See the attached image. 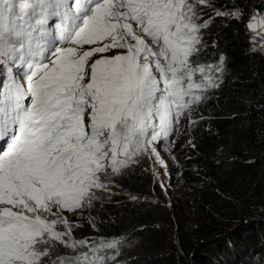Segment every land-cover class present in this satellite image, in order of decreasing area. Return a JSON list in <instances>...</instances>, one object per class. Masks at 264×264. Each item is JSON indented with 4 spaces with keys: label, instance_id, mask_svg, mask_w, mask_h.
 Returning <instances> with one entry per match:
<instances>
[{
    "label": "snow or ice",
    "instance_id": "1",
    "mask_svg": "<svg viewBox=\"0 0 264 264\" xmlns=\"http://www.w3.org/2000/svg\"><path fill=\"white\" fill-rule=\"evenodd\" d=\"M216 18L264 54L244 0H0V264H127L130 240H75L71 218L138 157L164 166L156 142L224 82Z\"/></svg>",
    "mask_w": 264,
    "mask_h": 264
},
{
    "label": "trees",
    "instance_id": "2",
    "mask_svg": "<svg viewBox=\"0 0 264 264\" xmlns=\"http://www.w3.org/2000/svg\"><path fill=\"white\" fill-rule=\"evenodd\" d=\"M244 2L264 6V0ZM204 38L218 44L206 58L223 54L227 70L221 87L192 114L173 177L182 186L217 188L183 198L173 214L186 213L174 220L164 207L165 190L148 171L131 165L115 177L106 199L73 217V239L125 237L131 244L124 253L146 257L137 264H152L147 256L154 243L172 258H163L164 264H264V54L249 51L248 35L235 21L225 26L216 18ZM139 193L145 196L136 201L128 196Z\"/></svg>",
    "mask_w": 264,
    "mask_h": 264
},
{
    "label": "rangeland",
    "instance_id": "3",
    "mask_svg": "<svg viewBox=\"0 0 264 264\" xmlns=\"http://www.w3.org/2000/svg\"><path fill=\"white\" fill-rule=\"evenodd\" d=\"M0 79H3V77H0ZM180 121L181 124H183V126L180 129L176 127V124L171 125L170 134L167 137H162L155 144L162 159L164 160L163 167H161L158 164H153V162L147 159L146 157L143 158L138 157L140 163L133 164V166H136L142 170H146V171L148 170L150 175L152 176L153 182L158 183L160 187L161 185H163L162 188L165 190L167 194L164 196L166 200L165 202L166 205H164V207L166 208V211L169 214V216L173 215L172 218L174 220L177 218L180 219L186 213L184 212V214H182L183 211L181 209L180 213L177 212L175 215L173 214L174 210L177 208V204L183 198L196 197V196L204 197L209 191L215 190L217 188L215 186H212L211 184H203L200 187H197L196 189L188 186H182L179 185L176 182V179L173 177V171L175 170V164H174L175 156L182 155L184 153L185 147L188 142L186 138V126L190 123V119L182 116L180 118ZM152 169L156 170V175H153ZM143 195L145 196V194L139 193L138 196L135 197H137L138 199H142ZM128 196L130 198L132 197V195H128ZM152 199L154 201L157 200L155 197H152ZM71 219H73V217ZM164 229H168V227H165ZM158 246L159 245L154 243V246L150 251V254L147 256V258L150 260V262H152V264H164L163 258L166 259V262H170L172 258L168 256L169 254H167L163 250V247L158 248ZM58 248H60L62 251L68 254H73V255L77 254L71 248H66L63 245H57V249ZM177 249L178 248L176 247V250ZM145 258L146 257L141 255H138V257L133 258L130 253L123 252V259L127 261V264H137L138 259H141V263H143Z\"/></svg>",
    "mask_w": 264,
    "mask_h": 264
},
{
    "label": "clouds",
    "instance_id": "4",
    "mask_svg": "<svg viewBox=\"0 0 264 264\" xmlns=\"http://www.w3.org/2000/svg\"><path fill=\"white\" fill-rule=\"evenodd\" d=\"M25 103H27V102H25ZM182 126H183V124H181V121L179 122L178 125H176V127H177L178 129H180ZM64 254H68V253H64ZM68 255H69V254H68ZM71 255H73V254H71ZM74 256H75V255H74Z\"/></svg>",
    "mask_w": 264,
    "mask_h": 264
},
{
    "label": "water",
    "instance_id": "5",
    "mask_svg": "<svg viewBox=\"0 0 264 264\" xmlns=\"http://www.w3.org/2000/svg\"><path fill=\"white\" fill-rule=\"evenodd\" d=\"M61 257H72V256H74V255H71V254H62V255H60Z\"/></svg>",
    "mask_w": 264,
    "mask_h": 264
},
{
    "label": "bare ground",
    "instance_id": "6",
    "mask_svg": "<svg viewBox=\"0 0 264 264\" xmlns=\"http://www.w3.org/2000/svg\"><path fill=\"white\" fill-rule=\"evenodd\" d=\"M173 162V161H172ZM133 167V166H132ZM144 167V166H143ZM145 168V167H144ZM139 168L137 167V170H138ZM149 169V168H148ZM135 171V170H134ZM148 171V170H147ZM148 173H149V171H148ZM124 193V192H123ZM144 196V195H143ZM136 201V200H135Z\"/></svg>",
    "mask_w": 264,
    "mask_h": 264
}]
</instances>
